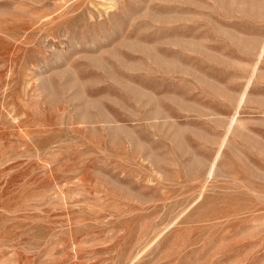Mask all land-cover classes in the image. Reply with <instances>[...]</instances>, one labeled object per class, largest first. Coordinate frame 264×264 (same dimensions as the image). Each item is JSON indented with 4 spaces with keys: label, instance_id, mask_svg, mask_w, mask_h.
Returning <instances> with one entry per match:
<instances>
[{
    "label": "rangeland",
    "instance_id": "rangeland-1",
    "mask_svg": "<svg viewBox=\"0 0 264 264\" xmlns=\"http://www.w3.org/2000/svg\"><path fill=\"white\" fill-rule=\"evenodd\" d=\"M0 264H264V0H0Z\"/></svg>",
    "mask_w": 264,
    "mask_h": 264
}]
</instances>
